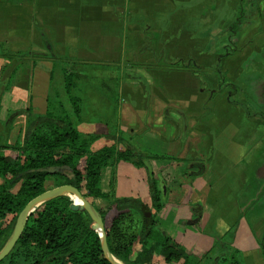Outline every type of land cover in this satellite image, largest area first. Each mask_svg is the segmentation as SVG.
Masks as SVG:
<instances>
[{"label": "crops", "instance_id": "1", "mask_svg": "<svg viewBox=\"0 0 264 264\" xmlns=\"http://www.w3.org/2000/svg\"><path fill=\"white\" fill-rule=\"evenodd\" d=\"M241 4L0 0V52L51 51L61 59L118 65L122 78L114 124L120 132L132 141L136 138L143 152L205 166L202 175L191 176L198 169L186 164L183 170L181 162L151 164L168 188L166 204L156 216L158 225L191 254L203 258L209 253L205 264L217 263L213 250L223 239L229 257L240 250L245 264H250L249 254L258 251L255 245L264 238V70L251 66L264 60V31L247 41L252 45L240 62L216 48L219 36L237 22ZM263 12L260 0L247 9L236 44L243 41L250 16H261L264 23ZM189 61L202 70L224 72L237 86V96L246 100L231 103L227 93L216 91L217 82L209 84L203 76L211 90L205 92L202 79L182 67ZM52 71L49 60L9 62L0 57V135L14 112L31 108L46 114ZM26 120L25 115L14 119L10 144ZM111 171L102 172L103 192L150 204L144 169L121 163L109 176Z\"/></svg>", "mask_w": 264, "mask_h": 264}, {"label": "trees", "instance_id": "2", "mask_svg": "<svg viewBox=\"0 0 264 264\" xmlns=\"http://www.w3.org/2000/svg\"><path fill=\"white\" fill-rule=\"evenodd\" d=\"M255 1L241 0L237 22L218 38V53L232 56L240 50L235 36L245 23L247 9L254 6ZM0 57L9 62L25 59L53 62L46 114H36L31 108L14 112L5 123L4 135H0V178L4 180L0 184V240L10 238L16 220L26 204L44 193L47 179L56 178L64 185L78 188L96 208L105 225L110 253L122 263L154 264L155 258H158L164 264H205L204 260L209 253L203 258L191 254L174 242L158 225L156 216L166 204L165 193L168 188L164 179L153 171L151 164L160 160L184 161L189 168L198 169L190 172L191 176L202 175L205 166L195 160L143 152L116 125L102 121L95 111L96 108L103 109L102 104L98 107L94 105L95 109L87 104L88 99L97 97L99 100L108 99V109L111 104L117 109V85L122 78L120 67L91 64L72 58L61 59L51 51H26L17 54L0 52ZM182 67L204 81V70L194 61H189ZM101 69L111 72L109 75L112 77V73H118L117 80L112 79L115 83L102 82L99 87L91 86L89 76H93L92 70ZM215 73L217 92L227 93L229 101L236 104L234 96L238 91L237 86L224 72L217 70ZM84 80L88 82L84 83ZM103 84L106 88H102ZM105 89L110 92L101 93ZM203 90L211 91L208 84H205ZM20 115L27 118L23 140L21 143L9 144L8 134L12 123ZM101 125L106 130H99ZM121 163L144 169L149 185L150 204L136 198L111 199L109 193L103 192V170L111 168L114 172ZM100 200H108V204L99 208L97 202ZM147 212L151 213L150 218L147 217ZM222 241L224 239L213 250L218 261L212 264H227L229 259L232 264H245L242 252L236 250L229 257ZM260 246L264 258V240L260 242ZM16 247L30 252L29 256L27 250L21 255L20 250L19 256L28 260L21 259L22 264H111L103 254L97 225L79 203L68 196L50 200L38 208L30 216ZM11 256L10 254L0 264H17L19 256H16V260L9 261Z\"/></svg>", "mask_w": 264, "mask_h": 264}, {"label": "rangeland", "instance_id": "3", "mask_svg": "<svg viewBox=\"0 0 264 264\" xmlns=\"http://www.w3.org/2000/svg\"><path fill=\"white\" fill-rule=\"evenodd\" d=\"M260 1H261V3L264 2V0H260ZM250 17H253V18L244 27V32L242 34V38H243L242 40L243 41L241 43H239V44H236L239 47V49H243L239 54H234L235 55L234 57H238L239 62L242 59H244V57H246L247 52L249 50V46L252 45V44H249V42H247V41L250 40L253 36H255L260 30H263L264 31V23H263V21H261V16L259 18H256L254 16H250ZM260 21L263 23L262 26L259 25ZM232 64H231L232 70H237L234 67L235 64L234 65H232ZM251 64H252L251 65L252 66V69H254V67H257L256 70H259V69L262 70V66H263V70H264V60L263 59H261L260 61H257V62H251ZM101 70H103V69H101ZM101 70H92L93 73L91 75H93V76H89V77H91V79H90L91 81L89 80V84L91 86H93V87H99V86L102 85V82H114V81H112V79H114V78H116V80H117L118 73H116V74L112 73L114 75L112 77V76L109 75L111 73L110 71H109L110 73H108V72H105L104 70H103L104 72L101 71ZM215 72H216L215 70H204L202 76H204L205 78H207V81L209 82V84H215L216 85L217 76H216V73ZM95 73H97V75H99V76H97ZM234 77L236 78L237 75L235 74ZM87 82H88V80H84V83H87ZM202 83H203V87L205 86V84H207L206 81H202ZM102 88H106L105 84H103ZM108 92H110V91H107L106 89H105V91H101V93H105V94L108 93ZM92 94L94 95L95 93H92ZM117 96L118 95H116V97ZM234 99L236 101L238 100L239 102H242V103H243V101L246 100L243 96H239L238 97L237 94L234 96ZM107 100L108 99H100L99 100V99H97V97H94V99H91V100L88 99L87 104H88V106L90 108H93V109H95L96 107H98V106H100L102 104L105 109L104 108L103 109L101 108V110H99V109L97 110V108H96L95 109L96 113L99 115V117L102 119V121H105L106 120L110 125H113L114 126L115 125L114 124V122H115L114 107H113L114 104H111V106H110L111 109L110 108L108 109L107 108V106H108ZM97 114H96V116H98ZM91 116H93V115L91 114ZM93 117H95V116H93ZM95 119H96V117H95ZM25 126H26V124H25ZM24 129H23V131L20 132V136L19 135H16L17 132L13 135V139L11 140L12 144H16V143H21L22 142V140H23V134H24ZM103 129L106 130V128L101 125L100 128H99V130H103ZM99 130H97V131H99ZM128 138L131 139V136L128 135ZM136 141H138V140L136 138H133V144L140 149V146L138 145V142H136ZM185 158H186V156H185ZM181 163H182V168L184 170L186 168V163L184 161H182ZM111 174H113L112 171L109 173V176ZM116 176H117V174H116ZM3 183H4V180L0 178V184H3ZM62 185H64L62 181H60V180H58L56 178H49V179H47V181L45 183V191L44 192L49 191V190H52V189H55V188H57L59 186H62ZM105 187H107L106 184H105ZM105 193H107V192H105ZM109 195H110L109 197L111 199L117 198L115 195H112V193H109ZM107 201L108 200H105V202L102 201L100 203L98 201L97 202L98 207L99 208H103L107 204L106 203ZM8 240L9 239H7V240H4V239L0 240V249L1 250L5 246V244L8 242ZM261 240H264V238L261 239ZM255 248L258 251L251 252L249 254L250 255V257H249L250 264H264L263 249L260 246V243L258 245H255ZM21 249L24 250V248H22V247H16L11 252V255L12 256L10 257L9 261L16 260V256H19L20 255V250ZM22 250H21V252H22L21 255L27 249L25 251H22ZM27 252H28V250L26 251V253ZM29 254H30V252H28V256H29ZM18 259H26V258L23 257V256H19ZM27 262H28V260H27ZM204 262H205V260H204ZM154 264H164V263L162 262L161 259L155 258Z\"/></svg>", "mask_w": 264, "mask_h": 264}, {"label": "water", "instance_id": "4", "mask_svg": "<svg viewBox=\"0 0 264 264\" xmlns=\"http://www.w3.org/2000/svg\"><path fill=\"white\" fill-rule=\"evenodd\" d=\"M63 196H68L77 201L79 205L87 212L90 218L95 222L98 228L101 247L105 258L111 264H125L116 259L110 253L107 241V234L105 232V225L96 208L83 196V194L79 191L78 188L72 185H62L55 189L46 191L33 198L26 204V206L20 212L16 220L13 232L8 242L0 251V262L6 259L14 250L15 246L17 245L18 241L20 240L25 231L30 216L46 202ZM147 217H151L150 212H147Z\"/></svg>", "mask_w": 264, "mask_h": 264}, {"label": "flooded vegetation", "instance_id": "5", "mask_svg": "<svg viewBox=\"0 0 264 264\" xmlns=\"http://www.w3.org/2000/svg\"><path fill=\"white\" fill-rule=\"evenodd\" d=\"M218 88V87H217ZM217 91V90H216Z\"/></svg>", "mask_w": 264, "mask_h": 264}]
</instances>
